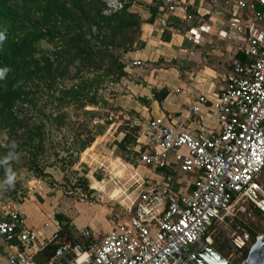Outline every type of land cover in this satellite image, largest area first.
<instances>
[{
	"label": "built area",
	"instance_id": "built-area-1",
	"mask_svg": "<svg viewBox=\"0 0 264 264\" xmlns=\"http://www.w3.org/2000/svg\"><path fill=\"white\" fill-rule=\"evenodd\" d=\"M100 1L103 16L121 12L127 3ZM166 1L165 10L178 13L180 4ZM198 20L201 27L186 33L187 41L212 44L213 37L222 38L231 51L244 56L228 63L213 99L200 95L190 106L197 112L200 104H209L217 126L191 130L153 119L145 126L143 150L136 149V162L154 168L178 165L193 175L190 191L171 199L165 193L169 176L148 187L142 176L132 175L131 192L125 195L127 218L100 237L82 229L75 238L57 237V231L47 238L42 229L27 225L19 206L7 205L0 213V238L9 249L6 264H176L184 246L211 245L208 229L226 216L233 219L253 210L263 216L264 228V0H234L227 14L211 13L210 24L203 14ZM91 31L95 34L97 28L93 25ZM132 62L142 64L140 58ZM252 234L263 235L250 227L234 231L224 258L243 261ZM49 243L55 250L38 262Z\"/></svg>",
	"mask_w": 264,
	"mask_h": 264
},
{
	"label": "rangeland",
	"instance_id": "rangeland-1",
	"mask_svg": "<svg viewBox=\"0 0 264 264\" xmlns=\"http://www.w3.org/2000/svg\"><path fill=\"white\" fill-rule=\"evenodd\" d=\"M145 2L146 0H136L141 6ZM207 2L211 9L222 6V0ZM130 36L134 40L139 37L138 34ZM37 48L38 54L52 58L55 43L41 40ZM121 60L123 63L126 61L124 54ZM78 67L79 63L73 62L64 75L60 76V80L54 83L49 79L34 81L29 92L30 102L17 107L18 114L25 118L27 126L40 128L44 149L36 160L45 176L37 177L30 168L33 165V155L25 145L22 146L21 136L24 132L19 130L14 134L0 129V213L7 205L19 206L24 210L27 225L33 226L37 231L42 229L47 238L66 221L69 225L68 234L72 238L82 229L100 237L127 218L125 195L131 192L133 174L137 173L136 177L141 175L148 187L156 186L161 181V178L156 181L150 178L153 175L151 166L145 167L141 162H136V149L145 141L142 135L147 134L146 115L143 116L137 108L129 107L127 99L120 97L128 93L114 86L116 84L110 85V77L98 86L95 93L96 104L89 103L84 96L62 100L58 89L79 84L82 75L92 76L85 70L76 72ZM172 67L167 64L164 69ZM211 120L216 121L213 114ZM132 125L140 127L136 141L139 146H129L126 151H122L116 142L123 137L124 129ZM100 128L102 133L95 135V144L90 145L91 148L85 149V152L77 153L73 163H70L69 155L73 158L76 155V152L71 153L75 135L83 133L84 137L86 129L96 134ZM132 159L135 164L131 163ZM9 171L16 174V181L11 188L6 182ZM192 179V175L177 168L173 181L180 182L182 193H186L190 190ZM95 180L100 182L101 187H92ZM260 181L264 185V173L260 176ZM58 215L67 220L60 222ZM262 220L263 216L253 210L233 219L226 216L223 221L216 222L208 229L212 239L211 246L223 257H227L231 251L230 235L249 227L256 233L263 234ZM0 242L4 243L1 238ZM252 242L253 240L251 244ZM5 250L7 248L0 244V264H6L3 253ZM241 261L237 257L230 260L233 264Z\"/></svg>",
	"mask_w": 264,
	"mask_h": 264
},
{
	"label": "trees",
	"instance_id": "trees-1",
	"mask_svg": "<svg viewBox=\"0 0 264 264\" xmlns=\"http://www.w3.org/2000/svg\"><path fill=\"white\" fill-rule=\"evenodd\" d=\"M134 3L136 0H127L121 12L103 16L100 0H0V32H4L6 37L0 42V70L4 71V77L0 78V129L14 134L19 130L24 132L21 136L22 146L25 145L33 155V165L30 168L37 177L45 176L36 160L44 149L43 136L39 127L27 126L25 118L17 112L18 105L30 102L29 92L34 81L49 79L54 83L60 80V76L75 61L79 63L76 72L85 70L92 76L82 75L79 84L58 89L60 96L62 100H74L84 96L89 103L96 104L95 93L105 79L110 77V82L117 83L126 75L121 56L144 45L139 37L134 40L130 36L139 35L142 22L137 12L130 11ZM161 4L162 1H154L149 7L148 23L154 21ZM187 12L191 13L190 9ZM93 25L97 28L95 34L91 31ZM162 38L168 40L164 34ZM41 40L55 43L52 58L38 54L37 45ZM241 56L238 59H242ZM167 94L166 87L152 89V95L159 103ZM139 131V125L124 129V135L116 145L122 151H126L129 146L138 145L136 141ZM85 133L84 137L83 133L75 135L71 153L76 152V155L74 158L69 155L70 163H73L77 153L83 152L93 143L95 135L101 134L102 129L96 134L86 129ZM143 148L140 147L141 150ZM156 171L173 173L172 170L159 167ZM86 186L84 182L85 189ZM57 218L60 222L67 220L62 215ZM68 226V221L60 226L57 237L65 235L72 238L68 234ZM252 240H255L253 234ZM55 248L54 243L47 244L37 256L38 262L41 263ZM247 252L248 249H245L243 259Z\"/></svg>",
	"mask_w": 264,
	"mask_h": 264
},
{
	"label": "crops",
	"instance_id": "crops-1",
	"mask_svg": "<svg viewBox=\"0 0 264 264\" xmlns=\"http://www.w3.org/2000/svg\"><path fill=\"white\" fill-rule=\"evenodd\" d=\"M154 1H162L163 4L159 6L154 21L148 23L149 7L153 5ZM172 1L180 3L178 13H170L165 10L168 5L166 0H146L143 6L134 3L130 7V11L137 12L142 19L139 39L144 45L124 53L126 75L114 86L128 93L120 97L127 99L129 107L137 108L136 110H140L143 116L146 115V124L155 119L161 123L176 122L191 130L200 127L211 129L217 125L215 120L214 122L211 120L214 113L209 110L210 105L200 104L197 112H193L190 106L197 101V97L200 95L213 99L224 83L223 79L229 69L228 63L242 54L231 51L222 38L213 37L212 44L207 42L193 44L187 41L186 33H194L197 27H201L198 20L201 14L209 24L211 13L223 11L227 14L228 4L234 0H222V6L218 9H211L207 2L216 0ZM184 5H186V10L182 9ZM188 9L191 13L187 12ZM213 27L211 26L212 31ZM163 34L168 40H163ZM241 57L244 58L243 55ZM136 58L141 59L140 66L133 64L132 61ZM160 61L173 67L164 69L165 65L160 64ZM163 87L168 89V94L159 103L154 99L152 89L159 90ZM142 137L145 138L143 142H146L147 136L143 134ZM94 144L95 141L91 145ZM136 146L138 147L139 144ZM156 168L151 166L149 169L153 173L151 179L156 181L161 178L160 183H156L157 185L165 181L168 176L170 177L169 185L165 190L168 198L172 199L183 192L181 183L173 181L177 168L182 170L180 166L165 167L164 169L167 171L172 170L173 173L169 174L157 172ZM192 177L194 179L193 175ZM30 209L35 211L33 208ZM21 212L24 214L23 209ZM0 244L7 248L3 251L6 255L9 251L8 247L4 243L0 242Z\"/></svg>",
	"mask_w": 264,
	"mask_h": 264
},
{
	"label": "water",
	"instance_id": "water-1",
	"mask_svg": "<svg viewBox=\"0 0 264 264\" xmlns=\"http://www.w3.org/2000/svg\"><path fill=\"white\" fill-rule=\"evenodd\" d=\"M176 264H233L211 245L196 242L182 248ZM239 264H264V233L250 245L247 255Z\"/></svg>",
	"mask_w": 264,
	"mask_h": 264
},
{
	"label": "clouds",
	"instance_id": "clouds-1",
	"mask_svg": "<svg viewBox=\"0 0 264 264\" xmlns=\"http://www.w3.org/2000/svg\"><path fill=\"white\" fill-rule=\"evenodd\" d=\"M6 39L5 37V33L4 32H0V42L4 41ZM4 77V71L0 70V78ZM16 181V174L14 172H10L7 174V178H6V182L9 185V188L14 186V183Z\"/></svg>",
	"mask_w": 264,
	"mask_h": 264
},
{
	"label": "bare ground",
	"instance_id": "bare-ground-1",
	"mask_svg": "<svg viewBox=\"0 0 264 264\" xmlns=\"http://www.w3.org/2000/svg\"><path fill=\"white\" fill-rule=\"evenodd\" d=\"M89 148H91V146H89L88 149H89ZM84 152H85V151H84ZM99 184H100V182H98V181L95 180V181L93 182V184H92V187H93V188L101 187V185L99 186ZM102 187H103V186H102Z\"/></svg>",
	"mask_w": 264,
	"mask_h": 264
}]
</instances>
